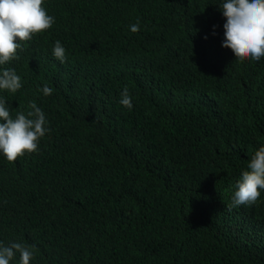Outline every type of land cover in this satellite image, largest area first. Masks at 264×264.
Here are the masks:
<instances>
[{
    "label": "trees",
    "instance_id": "obj_1",
    "mask_svg": "<svg viewBox=\"0 0 264 264\" xmlns=\"http://www.w3.org/2000/svg\"><path fill=\"white\" fill-rule=\"evenodd\" d=\"M220 3L44 0L55 23L21 42L3 95L50 131L0 156V240L36 245L30 264H264V193L231 204L264 144V57L221 46Z\"/></svg>",
    "mask_w": 264,
    "mask_h": 264
},
{
    "label": "clouds",
    "instance_id": "obj_2",
    "mask_svg": "<svg viewBox=\"0 0 264 264\" xmlns=\"http://www.w3.org/2000/svg\"><path fill=\"white\" fill-rule=\"evenodd\" d=\"M44 0H0V156L7 161H16L25 153L39 149L40 140L50 131L44 111L35 102H30L26 113L17 111L15 117L3 93H16L22 87L21 77L11 67H4L18 59L17 50L21 42L30 41L34 35L53 26L55 17L42 7ZM225 18L221 46L230 49L236 59L249 58L259 61L264 57V0H221L218 6ZM140 23L129 25V31L137 33ZM52 56L64 63L66 49L56 40L51 49ZM44 96L53 89L44 85ZM133 97L125 86L119 104L129 110L133 108ZM242 170L231 196L233 207L250 206L264 193V144L254 150ZM38 252L36 245L0 240V264H30Z\"/></svg>",
    "mask_w": 264,
    "mask_h": 264
}]
</instances>
